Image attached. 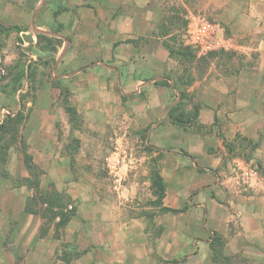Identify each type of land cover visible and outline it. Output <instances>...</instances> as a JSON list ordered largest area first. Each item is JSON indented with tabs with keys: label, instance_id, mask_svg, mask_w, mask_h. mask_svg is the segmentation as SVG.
I'll use <instances>...</instances> for the list:
<instances>
[{
	"label": "rangeland",
	"instance_id": "1",
	"mask_svg": "<svg viewBox=\"0 0 264 264\" xmlns=\"http://www.w3.org/2000/svg\"><path fill=\"white\" fill-rule=\"evenodd\" d=\"M30 1L12 0L15 9L10 10L6 21L19 20L22 7L26 11L24 15L27 12L29 16L34 14L37 1ZM222 1L186 0L184 5L181 0H157L154 2L163 12L160 15L149 14L142 3V11L151 16L143 19L156 23L157 30L135 40H121L112 50L110 45L96 39L98 33H94L91 26L85 25L72 34H62L64 39L42 32L31 33L27 38L24 35L25 39H22L14 34L19 30H30L32 16L25 17L27 24L21 27L7 25L0 20V60L7 71L0 78V225L21 204L22 197L25 199V212L20 216L13 214L12 218L19 217V220L10 224V240L16 238L18 229L27 218L31 229L35 220L40 219V237L46 238L51 245L57 244L53 260L61 259L64 264H73L87 255L88 250L75 246V242H65L71 220V229L76 231L81 223L79 218H87L88 207L96 208L90 217L97 215L95 231L102 237L108 231L100 224L102 213L110 214L113 208L115 218L122 211L117 210L118 206L129 216L153 218L157 215L158 225L153 223L148 228L159 238L164 235L168 239L158 243V250L177 252L181 247L190 246L192 249L198 244L194 243L197 225L203 219L196 211L188 215V207L184 208L188 196L190 207L198 196L194 180L196 172L187 169L189 176H180L176 161L167 169L171 177L165 178L162 163L165 152L151 144L150 126L135 127V119L145 125L149 122V115L143 112L142 99L113 100V96L101 89V84H96L93 95L86 97L79 81L75 84L79 89L76 93L72 92L70 84L84 74H95L92 64L103 61L105 54L115 58L120 44L133 42L135 48L131 47L128 52L133 57L135 54L138 56L135 63L140 65L136 66L143 72V78L156 80V85L161 87L166 86L167 81L164 80L167 79L174 84L176 90L168 105H172L169 116L173 123L179 128L189 126L195 132L199 131L197 82L211 68L219 69L223 61L233 60L239 71L243 65H248L245 60L258 58L256 51L249 58L234 46L237 40L251 43L252 37L244 38L230 32L228 20L243 8L244 3ZM27 2L28 9L22 6ZM111 5L117 7L119 4L114 0ZM123 5L130 6L132 2L120 7ZM68 12L66 7L58 10L60 17H56L59 24L55 25V31L72 30L73 19L68 17ZM101 20L106 19L99 17L97 23ZM39 22L48 26L46 18ZM197 23L202 30L199 34L193 32ZM218 25L227 29L225 35L221 31L218 34ZM69 39L72 54L60 52L61 42L66 40L68 45ZM163 47L171 52L169 58L161 53ZM132 68L127 66L125 70L129 73ZM160 77L163 80H159ZM19 90L23 92L18 94ZM66 98L78 110V117L72 121L65 109ZM165 100V94L151 99L154 102ZM120 101L127 108L126 114H119ZM140 108L141 113L134 115ZM95 111L98 113H93ZM174 134H180L173 132V140H176ZM170 146L171 150L176 147L173 143ZM186 183L193 187L188 196L169 192L168 186ZM9 189L14 190V197ZM209 196L215 198L214 194ZM103 204L101 212L99 208ZM166 229L168 235H165ZM85 231L84 243L88 238L91 240L92 233ZM200 247L203 248L204 244L200 243ZM205 250L202 249L203 252ZM180 259L182 257L174 260V264H179ZM221 262L231 264L229 261Z\"/></svg>",
	"mask_w": 264,
	"mask_h": 264
},
{
	"label": "crops",
	"instance_id": "2",
	"mask_svg": "<svg viewBox=\"0 0 264 264\" xmlns=\"http://www.w3.org/2000/svg\"><path fill=\"white\" fill-rule=\"evenodd\" d=\"M113 1L31 0V3H36V7L33 10L34 14L30 15L33 20L30 23V30H19L14 35L25 39L24 35L26 37L31 33L42 32L64 39L62 34L78 32L87 25L86 27L91 26L94 29V33H98L96 39L102 44L110 45L112 50L121 40L123 42L135 40L157 30L156 23L150 19L149 21L143 19L148 16L150 18L149 14L163 13L154 2L157 0H117L119 4L117 7L111 5ZM129 1L132 5L120 7L121 4ZM181 1L186 5V0ZM227 1L244 3L243 8L228 20L230 32L244 38H253L251 43L237 40L234 43L236 50L242 51L247 56L256 51L258 58L245 60L248 65H243L239 71L238 65L233 60L223 61L219 69L211 68L197 82L199 131L195 132L189 126L179 128L173 123L169 116L172 105H168L171 104L170 98L176 90L174 84L167 79L164 80L167 81L166 86L161 87L156 85V80L146 81L143 78L141 74L143 72L137 67L140 65L135 63L138 56L135 54L133 57L128 52L135 48L133 42L120 44L115 58L105 54L103 61L99 60L92 64L95 74H84V77L75 78L70 84L72 92L76 93L79 89L75 84L79 81V87L86 91V97L93 95L96 84H101V89L109 96H113V100L142 99L143 112L149 115V122L145 125L135 119V127L141 129L150 126L151 144L165 152V158L162 160L165 178L171 177L167 169L176 161L181 171L180 176L188 177L190 169L196 172L197 177L194 180L197 184L195 191L198 192V196L192 202L193 207H190L191 201L187 200L188 195L192 193L190 189L193 188L192 185L186 183L182 186L170 185L168 188L169 192L186 194L188 198L184 208L188 207L187 214L196 211L203 219V222L197 225L194 243L198 242V244L192 249L190 246L185 249L181 247L177 252L158 250V243L168 239L164 235L159 238L151 228H148L153 223L155 226L158 225L157 215L155 214L153 218L129 216L118 206L117 210L122 211L115 218L116 212L113 208L110 214L102 213L100 224L107 227L108 231L99 237L95 231L97 215L95 218L90 217L96 208L88 207L87 218H79L81 222L79 229L76 231L71 229L72 220L67 228L69 233L65 242H75V246L88 250L87 255H83L73 264H97V262L98 264H174V260L180 257L182 259L179 264H219V262L223 264L221 261H229L231 264H264V0H223L222 3ZM142 3L149 14L142 11ZM22 6L29 8L28 2ZM63 7L69 11L68 17L73 19L71 22L73 28L61 33L54 28L59 24L58 10H62ZM2 9L5 10L4 13ZM14 9L15 4L12 0H0V20L11 26L21 27L27 24L25 17L30 16L28 12L23 14L26 12L24 7L21 15H18L19 20L6 21V18L10 17V10ZM99 17L106 20L97 23ZM45 18L48 26L39 22L41 19L45 21ZM193 28L197 34L202 31L199 23ZM220 31L225 35L227 29L218 25V34ZM100 33L102 37L99 38ZM71 48L70 39L68 45L64 40L59 46L60 52L72 54ZM160 51L166 58L171 55L165 47ZM149 59L151 60L152 56ZM127 66L133 67L129 73L125 70ZM159 80H163L162 77ZM21 91L23 92L19 90L17 93ZM159 94H165L166 100L151 101L155 96L158 99ZM121 101L118 103L121 107L119 114H126L127 108ZM139 110L134 115L141 113V108ZM174 131L180 134L177 136L174 134L176 140H173ZM171 143L176 146L174 150L170 149ZM9 191L14 197V190L9 189ZM212 194L215 198L211 199L209 195ZM99 210L101 212L104 210V204ZM23 212H25L24 197L21 204L11 211V216L6 219L7 223L2 222L0 225V264H64L61 259L53 260L57 254V244L51 245L46 238L40 237V219L35 220L31 229L28 227L30 219L27 218L18 229L16 238L10 240L12 237L10 224L19 220V217L13 219V214L20 216ZM85 230L92 232L91 240L88 238L86 243H84ZM168 232L166 229L165 235H168ZM98 242L102 243L98 244ZM215 242L217 245L212 246ZM200 243L204 244L203 248L200 247ZM206 247L209 248L208 251L205 250ZM183 259L189 261L183 263Z\"/></svg>",
	"mask_w": 264,
	"mask_h": 264
},
{
	"label": "trees",
	"instance_id": "3",
	"mask_svg": "<svg viewBox=\"0 0 264 264\" xmlns=\"http://www.w3.org/2000/svg\"><path fill=\"white\" fill-rule=\"evenodd\" d=\"M65 109H66L67 113L70 115L71 121H72V119H75V117H78V110L69 103V100L67 98L65 99ZM213 239H214V237H213ZM214 245H217L216 242H215V244L213 243L212 246H214ZM66 263L70 264V262H66Z\"/></svg>",
	"mask_w": 264,
	"mask_h": 264
},
{
	"label": "built area",
	"instance_id": "4",
	"mask_svg": "<svg viewBox=\"0 0 264 264\" xmlns=\"http://www.w3.org/2000/svg\"><path fill=\"white\" fill-rule=\"evenodd\" d=\"M194 32V31H193ZM7 74L6 68L3 65L2 61L0 60V78Z\"/></svg>",
	"mask_w": 264,
	"mask_h": 264
}]
</instances>
